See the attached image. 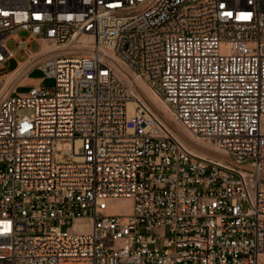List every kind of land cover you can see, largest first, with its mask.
Instances as JSON below:
<instances>
[{
    "label": "built area",
    "instance_id": "1",
    "mask_svg": "<svg viewBox=\"0 0 264 264\" xmlns=\"http://www.w3.org/2000/svg\"><path fill=\"white\" fill-rule=\"evenodd\" d=\"M0 264H264V0H0Z\"/></svg>",
    "mask_w": 264,
    "mask_h": 264
},
{
    "label": "rangeland",
    "instance_id": "2",
    "mask_svg": "<svg viewBox=\"0 0 264 264\" xmlns=\"http://www.w3.org/2000/svg\"><path fill=\"white\" fill-rule=\"evenodd\" d=\"M19 36L22 38H27L30 34L29 30L26 29H21L18 32ZM7 46L9 49L13 50L15 52V57L11 58L9 61L6 62L5 68L3 69V71H9L12 68H14V66L16 65V63L18 62V60L24 61L28 58V54L24 51H22L20 48H18L16 46V39L14 37H11L8 42H7ZM44 43H42L41 41H39L38 39H32V41L29 43V47L33 52H38L41 47L44 48ZM36 59V58H35ZM120 71L128 76V78H130L129 75H127V72L124 70V67L120 66ZM33 76H37V75H41L43 74L42 70H36L33 73ZM14 82V78L11 80V83H9L7 85V87L5 88V92H9L12 88V84ZM53 80L52 79H48L46 81L47 84H53ZM138 84V89L142 92L144 98L146 99V101L152 106L154 107L155 111L176 131L178 132V134H180L188 143H190L192 146L197 147L198 149H203L205 151H207L209 154L211 155H217L220 156L221 158L229 161V162H233L232 158L230 156H228L227 154H222V153H218L216 152L215 149H213L212 147H209L203 143L197 142L193 139V137L189 134V132L181 126V124L175 120L171 115L170 112L166 109L163 110L162 108L157 107L152 99H149L145 93V91L142 88V84L141 82H139L137 80L136 82ZM27 88L25 86H20L18 91H24ZM2 96V95H1ZM158 108V109H157ZM56 147L58 152L60 153V157H66L65 152L72 149L73 147V141L70 138H65V139H58L56 142ZM205 147V148H204ZM131 205H132V201L129 199H112V205L110 206L112 211H115L116 213L119 212H128L131 210Z\"/></svg>",
    "mask_w": 264,
    "mask_h": 264
},
{
    "label": "bare ground",
    "instance_id": "3",
    "mask_svg": "<svg viewBox=\"0 0 264 264\" xmlns=\"http://www.w3.org/2000/svg\"><path fill=\"white\" fill-rule=\"evenodd\" d=\"M82 39L85 41V42H88V38L87 37H82ZM44 48H42V51L43 52H46V51H49V50H52V49H54L56 46L54 45V44H52V43H50V42H48V41H46V43H44ZM23 64V63H22ZM120 68V66H118V69ZM119 71H120V69H119ZM121 72V71H120ZM122 73V72H121ZM123 74V73H122ZM124 75V74H123ZM136 80H138L139 82H141V84H142V88H143V90L145 91V93H146V95H147V97L149 98V99H152L153 100V102H154V104L157 106V107H159V108H162L163 110H168L169 112H170V115L173 117V114H172V112H171V110H170V108H169V106H168V104L165 102V100H163V98L143 79V78H140V77H137V79ZM137 82V81H136ZM136 94L138 95V96H140V97H142L145 101H146V99L144 98V96H143V94H142V92L138 89L137 91H136ZM147 102V101H146ZM148 103V102H147ZM149 104V103H148ZM150 105V104H149ZM151 106V105H150ZM152 107V106H151ZM152 108H154V107H152ZM158 109V108H157ZM155 110V109H154ZM157 113V112H156ZM158 114V113H157ZM159 115V114H158ZM160 116V115H159ZM161 117V116H160ZM162 118V117H161ZM163 119V118H162ZM164 120V119H163ZM164 122H166L165 120H164ZM180 123V122H179ZM166 124L168 125V126H170L167 122H166ZM181 124V123H180ZM181 126L182 127H184L188 132H189V134L193 137V139L195 140V141H197V142H200V143H203V144H205V145H207V146H209V147H212L213 149H215V146L212 144V143H210L209 141H206V140H203V139H198V138H196L191 132H190V130L189 129H187L185 126H183L182 124H181ZM171 127V126H170ZM172 128V127H171ZM173 129V128H172ZM174 130V129H173ZM175 131V130H174ZM176 132V131H175ZM177 134H178V132H176ZM182 139H184L180 134H178ZM185 140V139H184ZM205 148V147H204ZM193 150L194 151H199V152H201L202 154H204V155H206V154H208V152L207 151H205V150H203V149H198L197 147H194L193 146ZM216 150V149H215ZM216 152H218L219 153V151L218 150H216ZM220 153H222V154H225L224 152H220ZM217 156V155H216ZM218 157H220V156H218ZM221 158V157H220ZM221 159H223V158H221Z\"/></svg>",
    "mask_w": 264,
    "mask_h": 264
},
{
    "label": "crops",
    "instance_id": "4",
    "mask_svg": "<svg viewBox=\"0 0 264 264\" xmlns=\"http://www.w3.org/2000/svg\"><path fill=\"white\" fill-rule=\"evenodd\" d=\"M42 43H46V41H44V42H42ZM50 54V52L49 51H46V52H43V53H41V54H39V56L38 57H40V58H44L45 56H47V55H49ZM10 59H8V61H9ZM18 61H21V60H18ZM25 61V60H24ZM24 61H21V63L22 62H24ZM30 68H31V66H27V65H20V63L19 62H17L16 63V65L14 66V68H12L11 70H9V71H6V72H8V73H12V72H14V74L12 75V77H11V80L14 78V82H13V84H12V86L15 84V83H18V85L19 86H25L26 88H28V86L31 84V83H33V82H35V80L36 79H38V78H40L41 76H42V74L41 75H37V76H33V72L34 71H36V70H38V69H34L31 73H29L28 75H26V76H24L23 74L24 73H21L20 71L22 70V69H24L25 71H29L30 70ZM10 83H11V81H10Z\"/></svg>",
    "mask_w": 264,
    "mask_h": 264
}]
</instances>
